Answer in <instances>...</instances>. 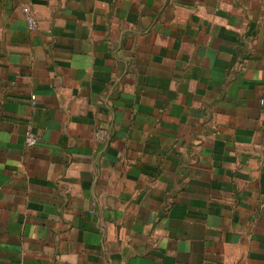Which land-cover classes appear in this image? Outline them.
<instances>
[{
    "label": "crops",
    "instance_id": "0c3cea01",
    "mask_svg": "<svg viewBox=\"0 0 264 264\" xmlns=\"http://www.w3.org/2000/svg\"><path fill=\"white\" fill-rule=\"evenodd\" d=\"M0 264H264V0H0Z\"/></svg>",
    "mask_w": 264,
    "mask_h": 264
},
{
    "label": "built area",
    "instance_id": "2783aa9c",
    "mask_svg": "<svg viewBox=\"0 0 264 264\" xmlns=\"http://www.w3.org/2000/svg\"><path fill=\"white\" fill-rule=\"evenodd\" d=\"M22 10L28 27L31 30H35L38 27V18L36 17L34 11L32 10V7L29 4H25L22 7ZM32 98L34 99V97ZM103 136H104V132H100L99 137L102 138ZM38 141L39 139L34 132L28 131L26 133V144L28 146H34L38 143Z\"/></svg>",
    "mask_w": 264,
    "mask_h": 264
}]
</instances>
